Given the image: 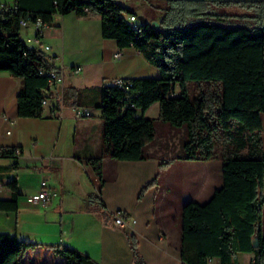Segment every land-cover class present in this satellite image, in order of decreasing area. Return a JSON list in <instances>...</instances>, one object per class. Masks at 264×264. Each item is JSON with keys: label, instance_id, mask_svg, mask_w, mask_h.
<instances>
[{"label": "trees", "instance_id": "obj_1", "mask_svg": "<svg viewBox=\"0 0 264 264\" xmlns=\"http://www.w3.org/2000/svg\"><path fill=\"white\" fill-rule=\"evenodd\" d=\"M152 6L161 13L159 27L157 19H139L134 8L119 0H14V5L2 6L0 70L21 80L18 115H43V101L56 82L51 83L40 69L57 68L44 49L24 42L21 21L31 25L40 17L50 25L57 14L100 15L103 38L114 39L121 49L134 47L159 68L160 75L129 78V88L113 83L101 87L102 154L90 158L98 175L104 180V156L149 158L146 148L157 135V119L146 112L158 102V119L185 128L184 159L222 162L223 184L207 201L191 200L183 206V263L211 264L218 258L219 264H238L237 254L249 252L251 264H264V195L260 192L264 185V0H163ZM229 7L243 11H221ZM132 14L136 21L130 19ZM190 81L197 83L194 98ZM22 152L19 145L0 147V157H9L14 169ZM7 186L12 196L0 198V210L17 211L18 180L12 178ZM129 238L133 264H146L135 236ZM38 245L0 232V264L38 263L26 260L29 250ZM51 247L63 257L54 264L95 262L76 248Z\"/></svg>", "mask_w": 264, "mask_h": 264}, {"label": "crops", "instance_id": "obj_2", "mask_svg": "<svg viewBox=\"0 0 264 264\" xmlns=\"http://www.w3.org/2000/svg\"><path fill=\"white\" fill-rule=\"evenodd\" d=\"M6 4L14 5V1L13 3H7L1 0V6ZM135 11L139 13L136 9ZM94 15H78L74 17V20L80 25H87L89 19L95 18L100 21V15H96L95 17ZM59 17H61V20ZM69 17L71 16L55 15L53 22L47 27V30L45 29L41 41L45 35H52L56 31H61L62 34L64 31L65 36L66 26L64 19H68ZM62 21L64 25L60 24ZM54 24L59 26L58 30L53 27ZM30 26L34 25L26 26L28 31ZM35 35L36 30L32 34L29 33L27 39ZM101 37V52L99 53L98 51L97 54L91 56V61L88 59L76 61L75 58H69L65 53H63L65 54L63 56L56 52L49 55V58H51V61L57 67L63 63V66L67 68V72L63 71V79L57 81L47 91L49 94L48 104L44 105L43 115L41 117H32L33 119L42 120L51 118L52 116L61 117L59 120L61 135L66 119L69 116H74L73 112L67 111V113L65 111L67 108L79 105L90 110V107H96L94 104L98 102V96L101 98V87L104 84L112 83L105 82L107 73L103 70L104 68L109 70V67H104L105 63L107 64L108 62L106 58L107 46H111L112 48L118 47L114 39H105L102 35ZM123 49L126 51L132 50L130 52L132 57L137 58L143 55L132 46ZM120 53L122 54L121 56L124 55V52ZM66 56L68 59H66ZM60 61L61 63H59ZM83 64L91 67L101 64L104 67L101 69L102 82L100 86L96 85L95 87L93 83H89L86 73L82 80L72 78V75L76 73L74 72V68L82 66L81 71H83ZM67 74L70 77H67ZM121 74L115 78L140 77L134 74ZM20 86L21 80L18 77L11 75L6 70H0V147L19 145L22 147V150L24 149L23 143H21L22 140L11 138L14 134L13 131L11 134H6V128L10 125V120L15 121L13 125L15 129H19V125H28L36 121L28 120L27 117L18 115L17 95ZM93 88L97 91L96 94L93 92ZM99 110L101 111V109ZM94 115L90 110V115H83L86 118L74 120V135L77 132V128H80L81 140L76 141L74 137V144L70 146H66L64 140L58 149L57 145H55L50 151L35 157L39 162H42L41 174L43 178L39 181V186L32 191L27 192L23 189V183L20 181V171L18 172V170L23 152L19 156V167L17 169L12 168L13 161L9 157H0V198H11L12 190L7 186V182L12 178L18 180L19 191L21 193L18 198L19 208L17 211L0 210V232H10L20 239L37 242L39 245L36 248L49 244H60L62 247L69 246L76 248L89 254L94 259L95 262L89 264H133L132 247L129 238L133 234L137 241L138 250L141 252L146 264H184L180 256L181 234L177 238V241L174 242L170 238L171 233L164 223L155 218L156 206L153 196H155L154 194L161 187L158 177L161 168L159 156L164 158L162 157V153L157 156L153 155V150L162 147L161 145L156 146L154 142L159 139V136L156 135L157 137L147 144L146 149L149 155L147 159L123 160L104 156L102 171H104L105 164H109L112 167L108 177H105L103 172L104 180H102L90 160V158L102 154L103 116L102 112L101 115L95 117ZM261 118L263 122L262 137L264 149V112L261 113ZM69 119L72 118L70 117ZM177 133H179V138L176 140L181 145L178 156L181 163L188 169L185 170L182 176L184 191H186L184 204L191 200L200 202L199 198H203V202H205L211 197L214 190L223 184L222 162L212 159H184L182 157V143L185 138V128L180 132H170L169 137L174 139ZM64 138H66V135ZM164 139L165 137L161 136L162 142L165 141ZM37 142L38 140L35 143ZM52 170H57L59 175H52ZM153 180L154 182H152ZM43 181L54 192V195L46 204L33 200L34 196L41 190ZM146 182L150 186L146 194L150 195V197L152 195L149 204H145L146 202L139 200L141 197L140 191ZM196 185L197 187L201 185L199 191L193 190V187ZM260 192L264 195V185ZM96 200L105 207V211L116 212L124 210L135 221L126 227L101 222L99 231L97 230L98 232L91 236V217L98 214L97 209H94L91 205L95 204ZM112 220L114 223V215ZM83 231L86 232V237L83 239L77 238V236H82ZM262 233L264 235V206ZM256 240V237H254L253 243H256ZM82 242H86L88 247L81 245ZM91 247H95V249H91ZM91 250L99 252L100 255H94L96 253H93ZM252 259L253 254L249 252H239L236 258L238 264H251ZM62 260L63 257L55 254L53 248L45 252V257L41 255L39 261L35 258L32 259L30 256L27 259L29 262L37 261L39 264H54V262H61ZM214 262L219 264L218 258L211 260V264H214Z\"/></svg>", "mask_w": 264, "mask_h": 264}, {"label": "rangeland", "instance_id": "obj_3", "mask_svg": "<svg viewBox=\"0 0 264 264\" xmlns=\"http://www.w3.org/2000/svg\"><path fill=\"white\" fill-rule=\"evenodd\" d=\"M7 3H13L14 0H3ZM120 2L124 3L127 6L133 7L136 9L139 14L138 18L142 19L146 18L148 20L152 19H158L161 16L160 11L155 9L152 6V3H155L157 0H119ZM163 1V0H158ZM1 2V0H0ZM0 8L2 6L0 5ZM221 11L228 12V13H234V12H240L243 10H240L236 7H229L226 9H223ZM69 17L68 19H64V24L66 26V34L64 36L62 32L56 31V33L52 35H45V37L42 38V44L36 45L34 42H29L27 40V36L29 33H33L35 30L34 26H30L29 31L26 29V26H24L21 30L22 39L26 44L29 46H38L45 50L46 54L52 55L53 53H59L63 55H67L69 58H75L76 61H83V60H90L91 56H94L95 54L101 52L102 43H101V28H100V21L98 19H89V22L87 25H80L75 20L74 17L78 16L76 12H70L66 14ZM62 15V16H66ZM96 14L94 15V17ZM61 20V17H59ZM56 23V22H54ZM62 25V23H60ZM54 28H59V26H56L54 24ZM47 30V28H46ZM58 30V29H57ZM61 30V29H60ZM49 45L51 46L50 49H46L45 46ZM65 50V52H64ZM107 56L108 59L107 64L105 63L104 67H109V70H106L104 67H102L101 64L94 65L93 67L84 65V70L80 73H75L72 75V78H76L77 80L85 76L86 73L88 76V82L93 83L96 87V85L100 86V83L102 82V76H101V69L106 71L107 78L105 82L111 83L113 79L117 75H122L121 73H126L124 75H138L140 77H158L160 75V70L158 67L151 64L144 55H140L137 58L132 57L130 55V52L132 50H124L117 48H112L111 46H107ZM124 52V55L121 56V58H116L114 54L116 52ZM65 53V54H63ZM66 56V59H68ZM61 63V61L59 62ZM59 67L63 68V71L67 72L66 66H63V63L61 65H58ZM67 77H70V75L67 74ZM197 83L195 81H190V96L191 98H194L196 90L195 85ZM91 90V89H90ZM93 92L96 94L95 88L92 89ZM179 93L178 87L175 89V94ZM99 96L97 97L98 102H96V107H90V110L92 114L101 115V111L99 110L100 107L98 106L100 103ZM76 107L78 106H71L70 108H67L65 111H71L74 113V116H69L66 121L64 122V128L62 130V133L60 135V119L61 117H55L52 116L51 118L47 119H33L32 117H27L28 120H36L33 123H30L28 125H19L20 128L13 127V135L11 138L20 139L22 140L21 143H23V156L20 159V168L18 172L20 171V181L23 183L22 187L27 192L32 191L33 189H36L37 186H39V181L42 180L43 176L41 174L42 162H39L37 159H35L38 155H43L44 153L50 151L52 148H54L55 145H57V149L61 147L62 143L65 140L66 146H70L71 144H74V137L76 141L82 139L81 135V129L77 128V132L74 135V120L78 118H86L83 116H79L76 114ZM68 113V112H67ZM160 114V107L159 103H154L147 111L148 116L153 117L156 120V126H157V136H159V139H157L155 142L156 146L161 145V148H158L157 150H153L155 156L163 154L160 161H161V168L159 172V180L161 183V187L159 190H157L155 196H153V201L155 203V218L159 221H162L164 225L167 227V229L170 231L172 240L174 242L177 241V238L181 234V221H182V215H183V205L185 202V192L183 187V181L182 176L185 173V170H188L183 163L180 161L179 155V149H180V143L176 140L179 138V133H177V136L174 139H171L169 137L170 132H180L183 130L182 128L175 127L171 125L169 122L163 121L158 119ZM72 119H69V118ZM88 117V116H87ZM90 117V116H89ZM80 121V119H79ZM8 128H11L9 125ZM66 132V134H65ZM66 135V138L64 136ZM156 136V137H157ZM161 136L165 137V141H161ZM36 140H38L37 143ZM59 142V143H58ZM37 144L36 146H34ZM111 165L105 164L104 166V175L105 177H108L110 174ZM52 175H59V172L57 170L51 171ZM75 173V172H74ZM73 173V176L76 174ZM157 175V174H156ZM75 177V176H74ZM155 180V178H154ZM154 180L152 182H154ZM151 182V181H150ZM145 183L143 188L140 191V194L142 193L141 197L139 194V200H143L146 202L145 204H149L150 200L152 199V195H147L150 186ZM196 188V189H195ZM201 188V185L199 187L194 186L193 190L199 191ZM146 195V196H145ZM200 202H203V198H199ZM188 202V201H187ZM95 204L91 205L94 209H97L98 214L91 217V236L92 234H96L100 229L101 222H108L110 225H115V222L113 223V215L117 212H107L105 211V207L99 202L95 201ZM107 209V208H106ZM107 212V213H106ZM102 220H101V219ZM107 220V221H105ZM78 223V220H77ZM88 226V225H86ZM98 230V231H97ZM84 238L86 237V232L83 231L82 236H77V238ZM81 245L84 247H88L86 242H82ZM132 247V246H131ZM51 250V245H42L41 248H31L26 256V260L28 259V256H30L32 259H36L39 261L42 257H45V252L47 250ZM91 249H95V247H91ZM93 253H96L94 255L99 256L100 253L96 252L95 250H91ZM95 251V252H94ZM139 252V250H138ZM142 256L141 252H139ZM132 255L134 256V250L132 248ZM143 257V256H142ZM144 259V258H143ZM214 264H217V262H214Z\"/></svg>", "mask_w": 264, "mask_h": 264}, {"label": "built area", "instance_id": "obj_4", "mask_svg": "<svg viewBox=\"0 0 264 264\" xmlns=\"http://www.w3.org/2000/svg\"><path fill=\"white\" fill-rule=\"evenodd\" d=\"M130 19L132 21H136L137 20V16L132 14L130 16ZM21 24L23 26H27L28 25V21L27 20H22ZM32 25H34L35 30H36V35L34 37H29L27 40L29 42H34L35 44H42L41 41V37L45 31V29L49 26L47 23H45L40 17L37 18L36 21L32 22ZM46 49H49L50 46L46 45L45 46ZM121 53L120 52H116L114 54V56L116 58H121ZM82 70V66H76L74 68V72L78 73ZM40 73L46 74L50 80L51 83L52 82H57V81H61L63 79V68L62 67H57V68H41L40 69ZM112 83L114 85L123 87V88H129L130 86H132V81L131 79L127 78V77H117L114 78ZM44 105L48 104V100L45 99L43 101ZM76 114L79 116H83V115H90V110L86 107H81L78 106L76 107ZM15 121L14 120H10V126L11 128H8L6 130V134H11L12 133V129H13V125H14ZM54 195V192L51 191L47 186H46V182L43 181L42 182V187L41 190L39 191L38 194H36L33 198V200L35 201H39L42 204H46L51 197ZM115 224L116 226H120V227H126L128 226L131 222H134L135 220H132V218L129 217V215L127 216V213L124 210H118L115 214Z\"/></svg>", "mask_w": 264, "mask_h": 264}, {"label": "water", "instance_id": "obj_5", "mask_svg": "<svg viewBox=\"0 0 264 264\" xmlns=\"http://www.w3.org/2000/svg\"><path fill=\"white\" fill-rule=\"evenodd\" d=\"M155 22V25H156V27H159V22L158 21H154ZM256 237V243H254L255 245L258 243V237L257 236H255Z\"/></svg>", "mask_w": 264, "mask_h": 264}]
</instances>
